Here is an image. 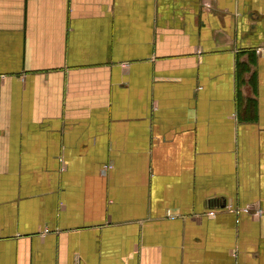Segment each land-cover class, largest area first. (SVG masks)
<instances>
[{"label":"crops","instance_id":"0c3cea01","mask_svg":"<svg viewBox=\"0 0 264 264\" xmlns=\"http://www.w3.org/2000/svg\"><path fill=\"white\" fill-rule=\"evenodd\" d=\"M0 264H264V0H0Z\"/></svg>","mask_w":264,"mask_h":264},{"label":"built area","instance_id":"2783aa9c","mask_svg":"<svg viewBox=\"0 0 264 264\" xmlns=\"http://www.w3.org/2000/svg\"><path fill=\"white\" fill-rule=\"evenodd\" d=\"M262 49H263V48H259V49L256 50V52H257V53H258V52H261ZM105 168H110V166H109V167L106 166ZM242 211L245 212V213H249V209H248V208L243 209ZM211 215H213V214H211ZM45 232H46V230H45Z\"/></svg>","mask_w":264,"mask_h":264}]
</instances>
